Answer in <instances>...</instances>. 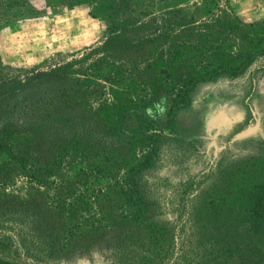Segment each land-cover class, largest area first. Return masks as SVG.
Instances as JSON below:
<instances>
[{
  "label": "trees",
  "instance_id": "1",
  "mask_svg": "<svg viewBox=\"0 0 264 264\" xmlns=\"http://www.w3.org/2000/svg\"><path fill=\"white\" fill-rule=\"evenodd\" d=\"M166 1L0 0V31L78 6H85L87 15L104 26L94 47L69 59L31 67H12L0 61V155L36 185L35 193L42 189L46 178L59 176L70 158L83 157L93 162L78 167L76 176L83 179L101 167V156L122 150L119 141L104 133L90 108L82 107L81 102L87 91L85 83L93 79L115 82L116 62L139 64L156 55L162 56L167 65L206 56L228 58L215 69H204L189 77L195 81L217 73H241L240 66L232 63L242 55L232 52L251 44L256 25L260 42H264V18L257 23L241 21L229 9L230 0H200L191 8L158 11ZM263 53L264 48L259 49L246 59ZM17 135L25 143L21 150L14 151L10 146ZM143 136L136 141V148L142 151L138 162L123 169L114 164L110 176L118 208L125 212L137 208L140 202L136 193L142 189L165 214L172 216L163 224V245L152 264H264V189L251 195L250 207L244 210L240 225H228L219 238L199 237L200 228L192 216L194 197L189 175L184 181H170L147 172L144 183L134 182L135 174L153 163L167 168L182 164L178 148L159 145L149 135ZM60 143L64 146H56ZM97 161L99 166L95 165ZM32 196L28 192L23 198L0 200V245L11 255L22 253L27 264H73L67 248L76 241L64 239L57 224L58 216H64V208L46 203L44 198L37 202ZM115 227L118 231L114 238L102 242L107 264H137L139 257L132 254L133 246L140 245L130 242V228L117 222Z\"/></svg>",
  "mask_w": 264,
  "mask_h": 264
},
{
  "label": "rangeland",
  "instance_id": "2",
  "mask_svg": "<svg viewBox=\"0 0 264 264\" xmlns=\"http://www.w3.org/2000/svg\"><path fill=\"white\" fill-rule=\"evenodd\" d=\"M199 1L168 0L157 10L191 8ZM228 7L245 23L264 18V0H230ZM257 27L251 44L232 52L242 55L232 63L240 66L241 73L236 75L217 73L189 80L194 73L228 62L225 57L206 56L172 65L164 63L160 55L139 64L116 62L115 82L93 79L90 86L85 83L87 91L81 102L82 107L90 108L104 133L119 141L122 150L101 156V167L83 179L76 176L78 167L93 162L70 158L69 168H63L57 177L46 178L39 193L34 191L35 184L18 174L12 161L0 155V200L12 201L30 192L37 202L44 198L46 203L63 207L64 216H58L57 224L64 239L77 243L67 248L73 264H107L102 242L114 238L116 222L128 226L130 242L140 245L133 246L132 254L139 257L137 264H152L163 245V224L172 216L142 189L136 193L137 208L129 212L118 208L110 176L114 164L123 169L138 162L142 151L136 148V141L149 135L159 145L178 148L182 164L167 168L153 163L135 174V183H144L147 172L170 181H184L189 175L192 216L200 228L199 237L219 238L228 225H240L251 195L264 189V53L246 59L264 48ZM103 29L100 21L87 15L85 6L47 13L0 31V61L12 67H31L69 59L94 47ZM21 138L14 137L10 149L21 150L25 143ZM3 248L0 245V261L27 264L22 253L11 255Z\"/></svg>",
  "mask_w": 264,
  "mask_h": 264
}]
</instances>
